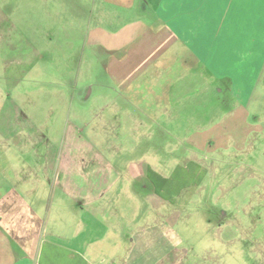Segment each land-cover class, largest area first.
<instances>
[{
  "label": "rangeland",
  "instance_id": "rangeland-1",
  "mask_svg": "<svg viewBox=\"0 0 264 264\" xmlns=\"http://www.w3.org/2000/svg\"><path fill=\"white\" fill-rule=\"evenodd\" d=\"M98 5L0 0V139L13 138V164L61 147L77 186L91 161L117 169L106 168L122 178L109 190L119 193L113 207L122 218L94 244L98 264H264V70L257 79L255 66L217 56L208 79L194 76L199 68L180 78L193 62L180 63L179 76L166 79L177 81L175 97L191 89L185 102L161 103V92L154 102L153 75L133 83L129 97L89 38ZM132 165L170 178L171 189L153 187L148 175L134 178ZM61 192L52 213L68 208L73 218L63 230L73 236L80 208Z\"/></svg>",
  "mask_w": 264,
  "mask_h": 264
},
{
  "label": "crops",
  "instance_id": "crops-1",
  "mask_svg": "<svg viewBox=\"0 0 264 264\" xmlns=\"http://www.w3.org/2000/svg\"><path fill=\"white\" fill-rule=\"evenodd\" d=\"M262 5L263 0H100L99 8L94 10L97 25L89 38L96 47L95 54L107 56L105 69L117 90H128L129 97H133V83L144 76H158L154 79L160 82L155 86L154 102L163 96L161 103L181 104L191 89L185 87L179 91L181 98L175 97L177 81L173 84V80L168 83L166 79L177 75L174 69L180 63L189 66L193 62L180 78L199 68L201 73L194 76L208 79L205 71L211 66L207 63L220 61L217 56L238 66L253 65L256 78L262 75ZM13 143L9 134L0 139V264H98L94 244L104 240L110 226L115 224L114 228L122 218L113 207L120 198L118 191L109 195L122 178L113 180L106 170L113 168L117 174V169L110 162L91 161L87 179L77 186L73 174H67L73 160L67 153L62 155L61 147L46 152V157L35 159L33 164H13ZM101 157L98 154L95 160ZM22 162L27 167L16 169V163ZM130 169L134 178L148 175L153 187L165 192L171 189L170 178L158 179L152 170L139 165ZM60 189L65 203L71 200L80 208L73 236L63 230L73 218L68 208L60 217L57 211L52 213L51 202ZM158 197L165 200L163 195Z\"/></svg>",
  "mask_w": 264,
  "mask_h": 264
}]
</instances>
